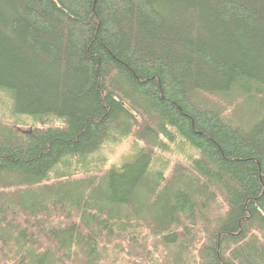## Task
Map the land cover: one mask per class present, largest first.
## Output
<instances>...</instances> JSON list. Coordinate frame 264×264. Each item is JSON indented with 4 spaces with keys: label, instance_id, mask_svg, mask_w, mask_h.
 <instances>
[{
    "label": "trees",
    "instance_id": "16d2710c",
    "mask_svg": "<svg viewBox=\"0 0 264 264\" xmlns=\"http://www.w3.org/2000/svg\"><path fill=\"white\" fill-rule=\"evenodd\" d=\"M0 92V264H264V0H0Z\"/></svg>",
    "mask_w": 264,
    "mask_h": 264
},
{
    "label": "rangeland",
    "instance_id": "374dc122",
    "mask_svg": "<svg viewBox=\"0 0 264 264\" xmlns=\"http://www.w3.org/2000/svg\"><path fill=\"white\" fill-rule=\"evenodd\" d=\"M4 94H0V120H6L8 117L12 121H16L17 117H14L11 112L8 114V110L11 107V98L10 95L6 94L5 92H0ZM8 96H6V95ZM30 121L33 119L31 117H28ZM56 118L49 119L46 123H52L55 121ZM136 138L135 137H122L118 138L116 141H114V145H109L104 150H101L98 154L95 156H92L89 161L93 162L94 160H97L98 164L109 167L111 164H117L120 165L126 161H129L132 159V157L137 153V149L135 147ZM139 146H144V142H141L139 140ZM178 146V147H177ZM173 152L168 153V158L174 163L181 160H185V158L189 156V146L188 145H176L173 147ZM104 162V163H102ZM102 163V164H101ZM96 166V164L94 163ZM103 167V168H104ZM62 166L54 168L52 171V174H60L62 171Z\"/></svg>",
    "mask_w": 264,
    "mask_h": 264
}]
</instances>
